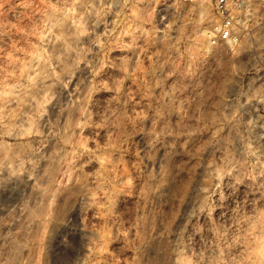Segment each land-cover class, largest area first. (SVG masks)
<instances>
[{
  "label": "rangeland",
  "instance_id": "rangeland-1",
  "mask_svg": "<svg viewBox=\"0 0 264 264\" xmlns=\"http://www.w3.org/2000/svg\"><path fill=\"white\" fill-rule=\"evenodd\" d=\"M0 0V264H264V11Z\"/></svg>",
  "mask_w": 264,
  "mask_h": 264
},
{
  "label": "built area",
  "instance_id": "built-area-1",
  "mask_svg": "<svg viewBox=\"0 0 264 264\" xmlns=\"http://www.w3.org/2000/svg\"><path fill=\"white\" fill-rule=\"evenodd\" d=\"M173 4L185 5L196 3H208L212 6L217 17V23L210 35L212 42L236 41L237 27L241 19L251 17L253 8L264 11V0H166Z\"/></svg>",
  "mask_w": 264,
  "mask_h": 264
}]
</instances>
